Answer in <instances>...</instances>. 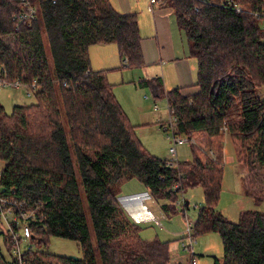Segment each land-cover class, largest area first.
<instances>
[{"label":"trees","instance_id":"obj_1","mask_svg":"<svg viewBox=\"0 0 264 264\" xmlns=\"http://www.w3.org/2000/svg\"><path fill=\"white\" fill-rule=\"evenodd\" d=\"M56 1L36 0L39 18L17 29L12 18L21 4L0 0V66L10 80H39L41 87L36 103L16 106L11 115L0 103L1 182L17 198L45 205L46 220L32 226L38 246L55 237L77 243L83 252L75 260L32 251L25 254L27 264H171L169 245L143 240L118 205L115 186L133 178L155 199L172 204L178 194L202 187L206 205L194 236L221 235L223 261L215 264H264V212H242L233 223L217 209L225 134L239 144L238 161L254 175L251 183L245 180L247 195L264 202L258 176L264 170V99L258 95L264 86V32L254 17L264 13V0H168L197 59L199 91H166L159 79L140 85L155 99L166 98L178 134L204 135L206 145L192 147V162L172 167L143 147L107 71L91 68L90 48L101 44H115L125 68L144 66L137 14L120 12L108 0ZM0 264L16 263L0 250Z\"/></svg>","mask_w":264,"mask_h":264},{"label":"rangeland","instance_id":"obj_2","mask_svg":"<svg viewBox=\"0 0 264 264\" xmlns=\"http://www.w3.org/2000/svg\"><path fill=\"white\" fill-rule=\"evenodd\" d=\"M133 3H137L135 7H137L139 13L144 7H147V10L150 8V0H133ZM141 17L143 20L146 19L142 12L139 15V20ZM182 34L185 39V45H189L185 34ZM44 42L47 48L48 44L45 37ZM108 48L107 50L102 49L103 51L98 52L101 55L106 54L109 57L111 65H118L117 67L122 68L118 48L116 51L112 46ZM111 49H113V52ZM28 51L31 52L30 50H26L25 54H28ZM49 63L53 67V61L50 60ZM120 68H115L110 72L116 74L112 79L119 82L114 91L131 124L136 127V136L141 141L143 147L155 157L166 161L174 160L170 154L172 141L169 135L171 131H167L168 128L165 131L164 128H160L159 124L160 119L163 120V123L169 121V106L166 98L155 99L149 87L135 85V83L139 82V78L137 77L139 68H126L124 72H121ZM107 75L109 74L107 73ZM122 75L124 83L120 82ZM26 94V89H0V103L5 108L7 114L11 115L16 106L36 103L34 97L28 98ZM258 95L264 99L263 85L258 87ZM155 105L159 107L158 111L154 110ZM195 137L200 148L206 147L205 143H203L204 135ZM223 140L224 151L222 156L223 160H225L224 179L217 209L227 220L237 223L240 220L242 212H264V202L257 203L253 197L248 196L246 193L248 190L245 180L248 184L251 183V176L254 175H251L247 168L238 161L236 149H239V144L234 143L229 134H225ZM193 148L191 144L179 147L176 161L179 164L192 162L194 158ZM196 149L198 150V148ZM2 166L0 164V167ZM258 176L264 182L263 169L259 170ZM126 182H129L128 185H125V182H120L115 186L117 202L125 217L140 229L142 239L146 241L159 240L167 243L171 252V264H191L193 260L192 255L184 251L183 243L187 242L188 224L190 223L194 226L199 210L206 205L203 188L195 187L187 190L185 193L178 194V200L175 204H172L168 200H157L151 195L153 201L157 204V208L152 211L142 204L144 203L143 198H148L149 194H151L150 191L136 178ZM251 190L259 192L261 188H251ZM178 203L182 205L178 206ZM186 203H189L188 208L185 207ZM163 205L169 206L172 209L167 212L163 209ZM1 231L3 229L1 230L0 228ZM90 231L92 242L95 245L94 232L91 227ZM195 238L197 243L194 246V260H196L197 264H215L217 260L222 263L224 246L220 234L211 232L195 236ZM0 250L6 260L11 259L2 235H0ZM35 251L47 252L57 257L83 258V252L77 243L55 237L48 238L47 246L35 245Z\"/></svg>","mask_w":264,"mask_h":264},{"label":"crops","instance_id":"obj_3","mask_svg":"<svg viewBox=\"0 0 264 264\" xmlns=\"http://www.w3.org/2000/svg\"><path fill=\"white\" fill-rule=\"evenodd\" d=\"M108 1L120 12L136 13L138 19L142 12L146 18L143 20L141 17L139 20L144 66L139 68L140 70L137 73L139 82L135 83V85L141 86V82L159 79L163 83L166 91L180 89L181 93L186 96L196 94L199 91L195 87L198 70L197 59L192 55L189 45H185L184 43L183 32L178 26L175 13L169 6L168 0H156V3L153 5V12H150L146 9L147 7H144L140 13L137 11V7H135L137 3H133V0ZM109 46H112L116 51L117 47L115 44L92 46L90 48V63L94 71H107L109 74L107 76L108 81L114 85L115 90L119 82L112 79L116 74L110 72L120 67H117L118 65H111L109 57L106 54L101 55L98 52L109 49ZM113 49H111L112 52ZM119 58L122 67L120 71L124 72L126 71L124 61L120 55ZM123 81L124 78L122 75L120 82L124 83ZM159 123H163V120L160 119ZM128 183L125 182V185H128ZM143 202L142 204L152 211L157 208V204L153 201L151 194H149L148 198H143Z\"/></svg>","mask_w":264,"mask_h":264},{"label":"built area","instance_id":"obj_4","mask_svg":"<svg viewBox=\"0 0 264 264\" xmlns=\"http://www.w3.org/2000/svg\"><path fill=\"white\" fill-rule=\"evenodd\" d=\"M21 4L22 11L20 14L13 16V21L17 22V29L23 24H31L35 22L40 16V5L36 0H15ZM232 0L228 2L230 4ZM57 1L53 0V4ZM156 0H151L149 8L150 12H153V5ZM241 8L238 9V12ZM254 17L261 23L262 30L264 32V13H255ZM10 88L15 90L26 89L28 98L34 97L40 91L39 80H34L30 85H25L21 79L10 80L8 78V72L0 66V89ZM169 106V104H168ZM169 121L167 123H159L167 131H171L169 138L172 141L170 154L174 160L167 161V165L172 167L177 164L178 161V148L186 144H191L192 147L200 148L198 141L194 137L186 135H180L177 132V118L174 114V110L169 106ZM155 111L159 110V107L155 105ZM226 131V129H225ZM207 154L211 158H216V153L212 150L208 151ZM225 165V160L223 161ZM2 168L0 167V228L4 242L8 248L11 259L9 261L15 262L16 264H27L25 254L28 252L35 251V245L38 246V239L35 237L32 226L35 224L42 223L46 220V213L44 212L45 205L41 202H31L27 199H19L16 197L15 190L7 191L5 186L1 182ZM177 188V187H176ZM178 203V206H181ZM190 223L187 226V242L183 243V249L186 252L191 253L192 261L191 264H197L194 253V246L197 240L194 236V230ZM24 246V244H26Z\"/></svg>","mask_w":264,"mask_h":264},{"label":"water","instance_id":"obj_5","mask_svg":"<svg viewBox=\"0 0 264 264\" xmlns=\"http://www.w3.org/2000/svg\"><path fill=\"white\" fill-rule=\"evenodd\" d=\"M187 205H188V203H187ZM70 259H75V260H78V258H74V257H70Z\"/></svg>","mask_w":264,"mask_h":264}]
</instances>
